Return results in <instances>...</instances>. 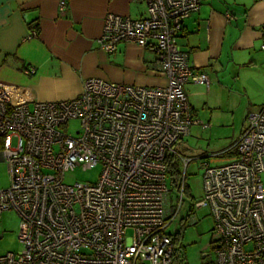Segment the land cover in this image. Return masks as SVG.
I'll return each instance as SVG.
<instances>
[{"label": "built area", "instance_id": "built-area-1", "mask_svg": "<svg viewBox=\"0 0 264 264\" xmlns=\"http://www.w3.org/2000/svg\"><path fill=\"white\" fill-rule=\"evenodd\" d=\"M139 1L146 16L107 12L97 42L109 53L122 42L150 49L164 85L92 77L75 97L15 103L0 83V160L9 174L0 215L17 213L22 244L0 255V264H173L168 228L185 200L192 159L175 145L191 125H210L193 116L184 90L187 82L208 87V76L194 69L178 42L184 19L202 1ZM66 8L60 0L59 11ZM71 120L79 125L68 132ZM233 147L228 163L210 165L198 156L201 195L187 216L190 208H206L212 217L214 259L205 264H264V107L249 113ZM174 159L184 168L177 188L168 185ZM94 165H100L96 181L64 182L69 169ZM171 192L178 200L174 212Z\"/></svg>", "mask_w": 264, "mask_h": 264}, {"label": "crops", "instance_id": "crops-1", "mask_svg": "<svg viewBox=\"0 0 264 264\" xmlns=\"http://www.w3.org/2000/svg\"><path fill=\"white\" fill-rule=\"evenodd\" d=\"M59 1L0 0V83L8 88L13 102L69 99L79 95L83 81L92 77L146 87L165 84L150 49L122 42L109 53L97 42L107 12L139 19L146 16L144 3L66 0L67 8L60 12ZM201 1L199 10L184 19L178 36L194 69L209 79L205 90L204 84H184L195 118H199L195 106L210 105L200 98L210 91V82L219 81V75L230 66L264 70V50L260 48L264 3ZM33 30L36 35H31ZM29 67L34 69L32 74L27 72Z\"/></svg>", "mask_w": 264, "mask_h": 264}, {"label": "rangeland", "instance_id": "rangeland-1", "mask_svg": "<svg viewBox=\"0 0 264 264\" xmlns=\"http://www.w3.org/2000/svg\"><path fill=\"white\" fill-rule=\"evenodd\" d=\"M219 76L220 80L210 82V91L200 97L202 101L209 100L210 105L203 109L198 105L195 106L199 116L197 118L209 122V127L191 125L189 135L175 145L180 155L192 157L186 167V184L191 201L199 199L202 189V169L199 168L198 156H204L202 160L210 165H220L233 160L234 142L246 128L249 113L264 107V70L232 65L226 73ZM202 88L205 90V85ZM78 125L77 120L69 121L68 132L74 131ZM213 153L218 155L212 156ZM180 168L181 171L184 169L181 165ZM99 172L100 165H94L88 169L76 166L65 172L63 180L68 184L94 182ZM261 179L264 181V171L261 173ZM8 185L9 174L6 163L0 160V189ZM170 198L174 212L178 200L172 192ZM188 207L189 202L185 197L168 230L171 233L177 230L182 232L183 252L187 264H205L214 259L210 244L212 217L206 208L192 209L187 216ZM18 231L17 213L12 209L4 210L0 215V232L2 233L0 255L22 249ZM126 235L131 236L132 231L127 230Z\"/></svg>", "mask_w": 264, "mask_h": 264}, {"label": "trees", "instance_id": "trees-1", "mask_svg": "<svg viewBox=\"0 0 264 264\" xmlns=\"http://www.w3.org/2000/svg\"><path fill=\"white\" fill-rule=\"evenodd\" d=\"M180 175H181V168H180L179 161H177V159L176 160L174 159L173 164L168 168V181L171 187L173 188L178 187ZM184 192H185V197L187 198L188 202L192 204L187 184H186ZM191 210L192 208H190V211ZM172 238H173V244H174V253H173V258H172L173 264H187L185 261V256L183 252L182 232L180 230L175 231L174 233H172Z\"/></svg>", "mask_w": 264, "mask_h": 264}]
</instances>
